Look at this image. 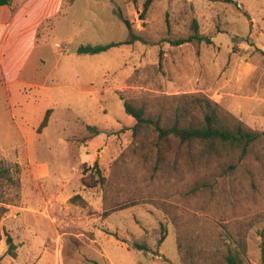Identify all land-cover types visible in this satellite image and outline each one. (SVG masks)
<instances>
[{
  "label": "rangeland",
  "instance_id": "rangeland-1",
  "mask_svg": "<svg viewBox=\"0 0 264 264\" xmlns=\"http://www.w3.org/2000/svg\"><path fill=\"white\" fill-rule=\"evenodd\" d=\"M144 3L66 0L35 54L33 79L47 78L49 97L13 115L0 94V159L15 179L1 187L0 264H232L230 254L264 264V137L241 160L153 172L132 148L135 119L124 109L130 100L164 112L179 95L205 93L264 131V0ZM194 18L209 40L173 44ZM112 42L125 43L77 52ZM45 104L53 114L41 126ZM96 161L104 178L94 170L87 180L98 183L86 186Z\"/></svg>",
  "mask_w": 264,
  "mask_h": 264
},
{
  "label": "trees",
  "instance_id": "trees-1",
  "mask_svg": "<svg viewBox=\"0 0 264 264\" xmlns=\"http://www.w3.org/2000/svg\"><path fill=\"white\" fill-rule=\"evenodd\" d=\"M153 0H145L146 11ZM11 0H0V5L10 4ZM132 31V24L128 19L123 20ZM193 33L186 37L172 40L179 45L193 41H208L209 38L200 33L197 19L192 22ZM125 42H112L108 45H80L79 54L96 53L112 46H118ZM126 113L133 116L135 124L132 127V148L141 156L151 171L162 169L177 170L184 167L201 164L212 158L227 157L241 160L251 150L254 143L264 137V131L247 126L232 112L225 109L220 103L205 93H187L176 97V104L164 112H149L144 104L130 100H124ZM49 112L43 119L41 126L48 122ZM89 128H93L89 125ZM84 169L82 182L86 186H96L98 181H88L87 177L104 178L96 161L91 167ZM229 169L235 168L232 161ZM14 182L12 168L0 159V201L2 198L1 187L4 182ZM207 184L201 181L195 185V189ZM75 195L72 199L78 198ZM8 211V207L0 206V219ZM165 236V235H164ZM164 238V237H162ZM9 253L15 254L16 244L11 235L7 234ZM137 248H145L136 244ZM232 264H241L239 254L228 255Z\"/></svg>",
  "mask_w": 264,
  "mask_h": 264
},
{
  "label": "crops",
  "instance_id": "crops-1",
  "mask_svg": "<svg viewBox=\"0 0 264 264\" xmlns=\"http://www.w3.org/2000/svg\"><path fill=\"white\" fill-rule=\"evenodd\" d=\"M65 3L66 0H11L10 4L0 5V94L8 95L13 115L15 106L21 107L29 99L36 102L41 92L46 93L43 101L49 97L47 93L52 86L47 78L41 82L33 79L37 66L35 54L41 30L50 22L53 27L55 18L63 14ZM25 88H34L31 91L36 93L35 97L22 94ZM48 110L53 111L45 104L42 121ZM25 116L22 108L20 117L27 119ZM26 132L21 128L23 137L27 136Z\"/></svg>",
  "mask_w": 264,
  "mask_h": 264
}]
</instances>
